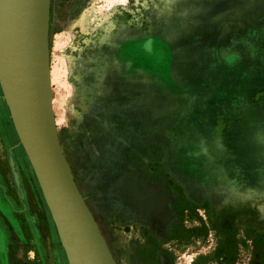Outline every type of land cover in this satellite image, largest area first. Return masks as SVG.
<instances>
[{"label": "rangeland", "instance_id": "rangeland-1", "mask_svg": "<svg viewBox=\"0 0 264 264\" xmlns=\"http://www.w3.org/2000/svg\"><path fill=\"white\" fill-rule=\"evenodd\" d=\"M48 41L59 141L117 264H194L210 218L264 230V0H49ZM16 135L10 215L38 212L47 252L27 231L7 264H72Z\"/></svg>", "mask_w": 264, "mask_h": 264}, {"label": "water", "instance_id": "water-1", "mask_svg": "<svg viewBox=\"0 0 264 264\" xmlns=\"http://www.w3.org/2000/svg\"><path fill=\"white\" fill-rule=\"evenodd\" d=\"M10 6L17 75L1 83L62 244L72 264H117L59 141L49 82V0H10ZM10 163L18 183L16 161L11 156Z\"/></svg>", "mask_w": 264, "mask_h": 264}, {"label": "crops", "instance_id": "crops-1", "mask_svg": "<svg viewBox=\"0 0 264 264\" xmlns=\"http://www.w3.org/2000/svg\"><path fill=\"white\" fill-rule=\"evenodd\" d=\"M0 264H7V257L14 244H19L22 240L26 239L25 232H29L32 236V242L36 243V249L40 252L46 251L44 245L47 241L44 238L43 220L38 212L30 210L24 213L21 219L10 215V211L16 209V200L9 192L8 174L5 171V156L4 149L2 148V141L6 143L19 144L15 127L9 126L3 115L0 121ZM19 147V146H18ZM19 149L23 150L21 147ZM22 153L20 156L22 157ZM48 213V211H47ZM26 223V225L23 222ZM50 230L47 234L50 247L60 245V235L54 220L49 216ZM27 226V227H26ZM18 246V245H17ZM44 248V249H43ZM47 252V251H46ZM57 252V251H56ZM47 257V255H46ZM47 264V263H46Z\"/></svg>", "mask_w": 264, "mask_h": 264}, {"label": "trees", "instance_id": "trees-1", "mask_svg": "<svg viewBox=\"0 0 264 264\" xmlns=\"http://www.w3.org/2000/svg\"><path fill=\"white\" fill-rule=\"evenodd\" d=\"M222 219L214 221L212 224L216 245L207 253H198L194 259V264H238L242 261L244 253H252L256 264H264V230H246L241 232L239 224L229 221V225L223 226ZM203 227L208 230L206 224ZM194 240L190 235L186 241ZM203 241L206 240L204 237Z\"/></svg>", "mask_w": 264, "mask_h": 264}, {"label": "bare ground", "instance_id": "bare-ground-1", "mask_svg": "<svg viewBox=\"0 0 264 264\" xmlns=\"http://www.w3.org/2000/svg\"><path fill=\"white\" fill-rule=\"evenodd\" d=\"M13 18L10 6V0H0V81H8L12 74L17 75V66L15 60V50L13 41ZM2 85V83H1ZM22 142V141H21ZM23 144V143H22ZM24 147V145H23ZM25 149V148H24ZM26 151V150H25ZM27 154V152H26ZM28 156V154H27ZM29 158V156H28ZM30 160V159H29ZM31 162V161H30ZM32 164V163H31ZM33 167V165H32ZM34 169V167H33ZM35 171V169H34ZM36 174V171H35ZM37 176V174H36ZM39 181V178L37 176ZM40 183V181H39ZM41 186V183H40ZM42 188V186H41ZM43 191V188H42ZM44 193V191H43ZM45 196V194H44ZM46 199V197H45ZM47 201V199H46ZM52 217L55 216L47 201Z\"/></svg>", "mask_w": 264, "mask_h": 264}]
</instances>
